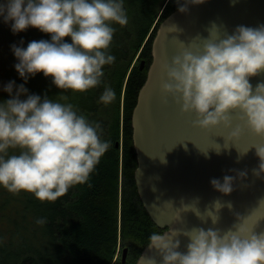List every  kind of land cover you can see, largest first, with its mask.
<instances>
[{"label":"clouds","instance_id":"1","mask_svg":"<svg viewBox=\"0 0 264 264\" xmlns=\"http://www.w3.org/2000/svg\"><path fill=\"white\" fill-rule=\"evenodd\" d=\"M203 2L177 0L181 12L189 4ZM0 17L10 23L13 33L33 27L51 35V40H33L26 48L12 45L19 75L27 81L42 72L57 88L73 93L101 84L103 67L115 61L108 52L116 31L112 25L129 22L124 0H7L0 5ZM181 44L182 51L171 63L163 64L167 74L161 85L164 102L171 96L182 112L195 113L194 126L205 129L221 124L232 128V113L236 112L248 129L264 137V82L255 88L250 83V77L264 72V25H241L234 34L222 33L213 25L208 37ZM3 90L12 98L0 102V186L13 194L24 191L41 202L54 203L71 187L87 182L110 147V141L101 139L100 124L78 114L66 95H58L56 100L47 95L42 98L28 94L25 85L16 86L15 81ZM24 95L26 99L21 98ZM115 99V91L105 86L100 102L108 105ZM242 131L237 124L230 138H239ZM253 147L260 158L253 171L260 176L264 173V145ZM10 149L19 151L9 154ZM238 175L243 178L247 173ZM234 179L226 175L223 183L212 179L211 184L230 194ZM223 206L219 200L214 202L216 213L208 216L213 224L219 221ZM227 206L232 207L230 202ZM183 208L189 211L187 204ZM237 215L241 223L223 233L202 227L183 231L189 238L187 252L178 250L180 241L175 238L181 230L173 235V230L152 232L148 247L159 251L162 264H264V233L257 234L254 226L242 222L245 217ZM147 264H156L155 258H148Z\"/></svg>","mask_w":264,"mask_h":264},{"label":"trees","instance_id":"2","mask_svg":"<svg viewBox=\"0 0 264 264\" xmlns=\"http://www.w3.org/2000/svg\"><path fill=\"white\" fill-rule=\"evenodd\" d=\"M163 1L124 0L129 22L126 26L112 25L116 31L108 52L115 61L103 67L104 76L97 87L73 93L57 88L42 72L27 81L18 78V86L24 84L28 94L47 95L53 100L58 95L68 96L67 102L78 114L100 124L101 139L110 141V147L89 180L71 187L54 203L41 202L24 191L13 194L0 186V264H135L150 234L163 232L149 216L138 192L132 138V113L152 61L153 39L160 22L178 8L177 0H169L161 13ZM6 3L0 0V5ZM0 26L2 74L6 62L13 63L11 68L19 62L13 44L26 48L33 40H51L50 34L33 27L13 33L3 17ZM65 41L71 43V38ZM105 86L116 93L108 105L100 102ZM10 98L1 90L0 102ZM14 151L19 150L10 149L9 154ZM119 247L129 248L126 262L119 259Z\"/></svg>","mask_w":264,"mask_h":264},{"label":"water","instance_id":"3","mask_svg":"<svg viewBox=\"0 0 264 264\" xmlns=\"http://www.w3.org/2000/svg\"><path fill=\"white\" fill-rule=\"evenodd\" d=\"M213 25L227 34H234L241 25L258 28L264 25V0H204L189 4L186 12L177 8L165 17L153 39L152 61L132 113V138L138 162L135 180L140 198L163 232L173 230V235L175 230H181L175 238L180 241L181 252H187L189 243L183 231L202 227L223 233L241 223L237 214L246 218L242 221L245 226H254L257 234L264 233V173L257 176L253 171L260 163L253 145H264V137L248 129L244 121L236 118V112L232 113V128L221 124L205 129L194 126L195 113L182 112L181 105L171 96L164 102L161 85L167 74L163 64L171 63L182 51L181 42L188 45L198 37H208ZM144 65L142 60L141 68ZM261 82L264 72L250 77L253 88ZM237 124L243 127L242 133L239 138H230ZM239 172L247 175L242 178ZM226 175L235 177L230 194L211 184L212 179L223 183ZM217 200L224 206L218 212L219 221L213 224L208 216L209 212L216 213ZM229 202L231 208L227 206ZM185 204L189 211L183 208ZM127 253L128 247L123 248V262ZM153 257L156 264H162L159 251L146 245L136 264H147V259Z\"/></svg>","mask_w":264,"mask_h":264},{"label":"rangeland","instance_id":"4","mask_svg":"<svg viewBox=\"0 0 264 264\" xmlns=\"http://www.w3.org/2000/svg\"><path fill=\"white\" fill-rule=\"evenodd\" d=\"M168 2H169V0H164L163 1V3L161 4V13L164 11L163 9L165 8V7H167V5H168ZM0 31H2V27L0 26ZM9 32H6L5 34H4V37L8 34ZM2 55V53H1V51H0V76H1V74H2V60H3V57L1 56ZM12 59H13V62L15 61V58L13 57V55H12ZM16 63H18V62H16ZM15 63V64H16ZM15 64H14V66L11 68V66L13 65V63H7L6 62V64H5V72L2 74V76H1V79H0V92H1V90H3L4 89V86H6L9 82H12V81H15V85L16 86H18V84H19V77H20V75H19V73L17 72V70H16V68H15ZM14 92L16 91V87H14V90H13ZM121 143H122V141H121ZM125 248V247H124ZM119 249H120V251H119V259H122V252H123V248L121 247H119ZM118 249V250H119ZM128 252H129V248H128ZM127 256H128V253H127ZM140 256V255H139ZM118 258V253H117V255H116V257H115V259H117ZM139 258V257H138ZM127 259V258H126ZM138 260V259H137ZM126 262V261H125ZM136 264V263H135Z\"/></svg>","mask_w":264,"mask_h":264}]
</instances>
